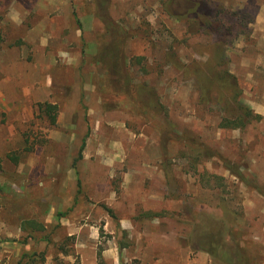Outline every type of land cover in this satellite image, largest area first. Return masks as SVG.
I'll use <instances>...</instances> for the list:
<instances>
[{
  "label": "rangeland",
  "instance_id": "374dc122",
  "mask_svg": "<svg viewBox=\"0 0 264 264\" xmlns=\"http://www.w3.org/2000/svg\"><path fill=\"white\" fill-rule=\"evenodd\" d=\"M208 233L264 264V0H0V264H226Z\"/></svg>",
  "mask_w": 264,
  "mask_h": 264
},
{
  "label": "trees",
  "instance_id": "16d2710c",
  "mask_svg": "<svg viewBox=\"0 0 264 264\" xmlns=\"http://www.w3.org/2000/svg\"><path fill=\"white\" fill-rule=\"evenodd\" d=\"M192 12H193L192 13L193 16L196 17L200 13L198 12V6L194 7ZM209 18H210V15H209ZM207 21H209V19ZM138 58L141 59V57H138ZM37 105H38V109L48 117L50 124L55 125L57 122L58 105L55 103H51L49 101L39 102ZM236 105L238 107V114L234 117L235 119L225 118L222 121V125L224 127H232V128L244 127L247 122L245 115L250 117L249 119H253L254 117L260 118V114H253L252 110L249 107L245 106L243 103L237 100H236ZM84 146H85V138L83 139L81 146H80L79 155H78L79 158L82 157V151L84 149ZM232 173H234L240 179L243 178V174L239 173L238 171L237 172L233 171ZM203 177H206L207 178L206 180H208V177L213 178L215 181H221L224 179L223 176H219V175L212 174V173L211 174L205 173ZM150 213L151 212H149V214ZM26 225L22 224V228L27 229L28 227ZM43 228L44 227L41 226V229ZM206 238L207 239L205 240L206 241L205 243H207L209 247V250H208L209 253L216 255L219 258L224 259L226 264H248L249 263V260L247 259L245 252L241 248L238 247L234 251L232 250L229 251V249H227L228 245H225L222 241H219L218 239H216L214 235L208 233ZM45 239L49 240V236L44 235L43 238H41L42 241H44ZM123 245L124 244H122V246ZM36 253L37 252L30 254V256L31 257L37 256ZM41 254L44 255L43 252ZM24 255L28 256L29 254L25 253ZM97 257L100 261L99 264H102L103 263L102 262L103 261L102 250H98Z\"/></svg>",
  "mask_w": 264,
  "mask_h": 264
},
{
  "label": "crops",
  "instance_id": "0c3cea01",
  "mask_svg": "<svg viewBox=\"0 0 264 264\" xmlns=\"http://www.w3.org/2000/svg\"><path fill=\"white\" fill-rule=\"evenodd\" d=\"M63 219V218H62ZM61 219V220H62ZM73 222L72 220L68 219V220H63L61 223H63L64 225H68L69 228H68V232L70 233L69 235H77L78 237V248H79V251H84V249H88V248H92L91 249V252H93L94 250V239L96 237H98V231L94 229V226L93 225H90V224H82V223H70ZM104 229L107 231H110V225L112 223V219H110L109 217H105V220H104ZM89 225L90 227L92 228H89ZM118 225L120 227L121 230H124L125 232H132L134 231V222H133V219L131 217H121L119 218L118 220ZM91 233V235H90ZM97 233V234H96ZM83 254V252H81Z\"/></svg>",
  "mask_w": 264,
  "mask_h": 264
}]
</instances>
